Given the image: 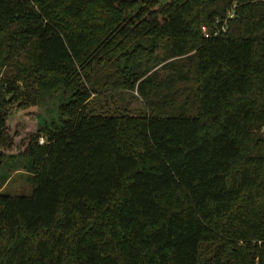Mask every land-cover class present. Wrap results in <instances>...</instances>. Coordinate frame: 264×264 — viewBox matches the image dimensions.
I'll return each mask as SVG.
<instances>
[{
    "label": "trees",
    "instance_id": "1",
    "mask_svg": "<svg viewBox=\"0 0 264 264\" xmlns=\"http://www.w3.org/2000/svg\"><path fill=\"white\" fill-rule=\"evenodd\" d=\"M158 1L0 0V146L19 77L71 93L28 142L31 192L0 191V264H264V0ZM118 56L138 69L104 73ZM194 76L195 113L154 108ZM118 87L151 106L92 102Z\"/></svg>",
    "mask_w": 264,
    "mask_h": 264
},
{
    "label": "rangeland",
    "instance_id": "2",
    "mask_svg": "<svg viewBox=\"0 0 264 264\" xmlns=\"http://www.w3.org/2000/svg\"><path fill=\"white\" fill-rule=\"evenodd\" d=\"M172 0H159L154 9H159L166 6ZM143 3H140L142 5ZM219 18L216 17L214 23L218 24ZM204 32L208 31L207 27H203ZM151 43H141L140 48L135 51L138 56L148 53V56L138 60V64L142 65V70L149 71V74L158 72V75L165 78L169 74L167 61L163 59V51L155 49ZM134 47L128 49L129 52ZM147 48V49H144ZM153 49L152 53L149 52ZM118 56L114 64H108L104 73L116 74L118 68H124V72L128 70L138 69L136 64L132 63L131 59ZM10 74L15 75L12 70ZM120 74V73H119ZM1 76L6 77L5 68L1 71ZM122 77L123 76H119ZM18 85L20 91L15 96L10 94L8 97L9 103L6 105L7 117V137L9 138L10 146H0V191L10 194H28L33 187V166L32 161L27 155L28 142L31 136L39 130L50 127L53 122H60V105L67 102L71 98V93L63 88L50 89L40 91L34 85L35 93L30 94L27 90L26 82L19 77ZM197 84L194 79L189 82H183L173 89L160 91L149 100L154 104V108H159L158 103L173 101V104L168 106L167 111H176L182 108L195 113L197 110ZM55 90V91H54ZM168 94L167 98L164 97ZM36 96L37 102L33 101ZM92 102L97 108L104 107L105 109L129 115H139L144 113L151 103L143 95L140 90H128L123 87H118L114 90H107L103 93L93 94ZM110 111V110H109ZM262 133V132H261ZM264 137V133H262ZM44 138L41 137V142Z\"/></svg>",
    "mask_w": 264,
    "mask_h": 264
},
{
    "label": "water",
    "instance_id": "3",
    "mask_svg": "<svg viewBox=\"0 0 264 264\" xmlns=\"http://www.w3.org/2000/svg\"><path fill=\"white\" fill-rule=\"evenodd\" d=\"M262 133H264V127L262 128Z\"/></svg>",
    "mask_w": 264,
    "mask_h": 264
},
{
    "label": "built area",
    "instance_id": "4",
    "mask_svg": "<svg viewBox=\"0 0 264 264\" xmlns=\"http://www.w3.org/2000/svg\"><path fill=\"white\" fill-rule=\"evenodd\" d=\"M208 35V34H207Z\"/></svg>",
    "mask_w": 264,
    "mask_h": 264
}]
</instances>
